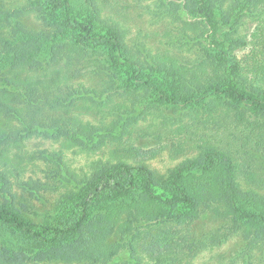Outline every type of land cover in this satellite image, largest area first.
<instances>
[{
    "label": "trees",
    "instance_id": "trees-1",
    "mask_svg": "<svg viewBox=\"0 0 264 264\" xmlns=\"http://www.w3.org/2000/svg\"><path fill=\"white\" fill-rule=\"evenodd\" d=\"M31 1L27 7L0 11V28L11 34V40L0 38V70L11 73L9 83L30 91L21 102L16 92L1 89L0 117L22 125L21 135L64 137L79 147L99 150L131 134L141 115L136 106L143 100L147 107L198 106L205 113L225 106L254 117L264 128V90L249 75L264 72V0H157L159 14L181 24L186 38L205 41L206 47L192 60L169 49L152 51L145 42L148 35L130 43L126 24L104 15L112 0H85L88 15L81 18L73 15L68 0ZM183 12L192 18H184ZM31 14L41 22L40 29L23 25L21 19ZM246 50L248 54L238 55ZM44 61L64 63V69L38 78ZM81 63L94 69L100 89L68 88L84 73L73 69ZM76 101L86 103L90 111L119 106L111 122L94 123L66 116ZM47 105H63L65 116L45 114ZM5 124L0 120V139ZM21 160L12 158L0 143V167L20 169ZM91 169L88 177L76 182L78 190L64 196L52 222L35 223L12 205L0 206V229L15 239L13 264H111L125 249L138 251L140 225L189 228L203 206L222 213L233 231L264 241V196L242 189L231 155L207 140L201 153L179 166L169 180L144 164L99 160ZM114 233L120 240L109 242ZM164 233L163 242L149 243L143 250L155 253L160 263L175 264L180 260L174 255L180 256L191 242L176 236L177 230Z\"/></svg>",
    "mask_w": 264,
    "mask_h": 264
},
{
    "label": "rangeland",
    "instance_id": "rangeland-1",
    "mask_svg": "<svg viewBox=\"0 0 264 264\" xmlns=\"http://www.w3.org/2000/svg\"><path fill=\"white\" fill-rule=\"evenodd\" d=\"M68 1L75 17L88 15L85 0ZM31 3V0H0V11L27 7ZM104 15L126 24L130 43L142 39V35H148L145 42L154 52L169 49L192 60L202 46L206 47L204 40L200 44L186 38L181 31V24L168 22L162 17L157 0H112L106 6ZM182 15L186 19L192 18L186 12ZM21 21L24 26L34 30L40 29L42 25L32 14ZM0 38L11 40L8 28H0ZM248 53V50L239 51L238 55L243 57ZM86 66V63H81L73 67L77 72L84 73L70 82L68 88L73 91L100 89L99 78L91 73L94 69ZM63 69L64 63L54 65L44 61V66L36 76L50 77L52 72ZM256 74L250 72V78L255 86L264 90V72L261 76ZM11 76V73L0 70V90L16 92L21 102L26 101L30 91L9 83ZM120 100L116 98V101ZM146 102L143 100V103L136 106L141 115L131 134L122 141L110 142L99 150L79 147L64 137L55 140L36 134L21 135L22 125L15 121L8 124V119L1 116L0 120L8 125H4L5 135L0 143L8 147L12 158L18 156L22 160L20 169L0 167V206L12 205L27 219L46 224L56 218L64 196L78 190L76 182L89 176L94 162L101 160L111 164H144L169 180L179 166L201 153L204 140L231 155L236 165L237 181L242 189L264 196V128L260 122H254V117L243 116L225 106L212 113H205L198 106L191 108L182 105L174 108L153 104L147 107ZM85 104L83 101H76L68 109V113H65L66 116H76L94 123L103 120L111 122L119 106L109 104L102 111L93 108L90 111ZM57 108L47 105L44 113L65 116L66 108L63 105ZM53 109L56 110L52 111ZM173 226L175 225H140L137 232L141 242H136L140 246L138 251L132 254L125 249L111 264H163L157 261L155 253L147 254L148 251L143 250V246L163 242L165 230H169V234L177 230L176 236H182L191 242V246H185L180 256L174 255L180 260L175 264H264V241L254 242L252 235L245 237L241 230L233 231L229 219L216 209L201 207L189 228ZM120 238L119 233H114L109 242H117ZM14 240L12 234L0 229V264H13L11 250ZM21 264L94 263L29 260Z\"/></svg>",
    "mask_w": 264,
    "mask_h": 264
}]
</instances>
